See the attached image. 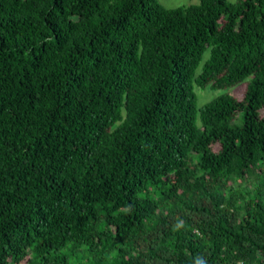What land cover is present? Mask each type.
I'll use <instances>...</instances> for the list:
<instances>
[{"label":"trees","instance_id":"1","mask_svg":"<svg viewBox=\"0 0 264 264\" xmlns=\"http://www.w3.org/2000/svg\"><path fill=\"white\" fill-rule=\"evenodd\" d=\"M71 262L264 264V0H0V264Z\"/></svg>","mask_w":264,"mask_h":264},{"label":"rangeland","instance_id":"2","mask_svg":"<svg viewBox=\"0 0 264 264\" xmlns=\"http://www.w3.org/2000/svg\"><path fill=\"white\" fill-rule=\"evenodd\" d=\"M230 2H236L237 0H229ZM158 2L165 8L171 9L179 6H187L191 4H197L198 0H158ZM245 90V85H238L234 88L228 90L231 92L236 98L241 99L243 97ZM195 92L197 95V105L202 106L205 103L209 102L214 97L221 94V90L211 91L209 88L202 90L201 88H195ZM218 146H214V150H218ZM255 177H251V182ZM71 264H76L75 262H71Z\"/></svg>","mask_w":264,"mask_h":264}]
</instances>
